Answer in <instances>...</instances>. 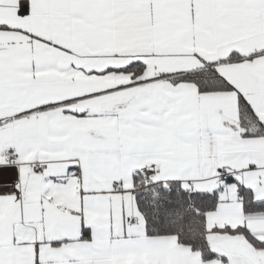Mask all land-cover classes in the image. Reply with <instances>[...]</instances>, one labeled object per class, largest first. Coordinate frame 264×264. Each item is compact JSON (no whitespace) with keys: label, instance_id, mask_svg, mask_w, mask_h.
Returning <instances> with one entry per match:
<instances>
[{"label":"snow or ice","instance_id":"1","mask_svg":"<svg viewBox=\"0 0 264 264\" xmlns=\"http://www.w3.org/2000/svg\"><path fill=\"white\" fill-rule=\"evenodd\" d=\"M0 264H264V0H0Z\"/></svg>","mask_w":264,"mask_h":264}]
</instances>
